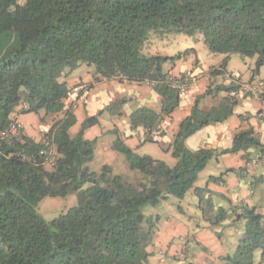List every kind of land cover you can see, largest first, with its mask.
Listing matches in <instances>:
<instances>
[{
    "label": "trees",
    "instance_id": "obj_1",
    "mask_svg": "<svg viewBox=\"0 0 264 264\" xmlns=\"http://www.w3.org/2000/svg\"><path fill=\"white\" fill-rule=\"evenodd\" d=\"M153 31L201 34L211 52L225 55L211 70L212 76L226 73L232 54L256 59L250 81L264 67V0H26L24 5L0 0V132L13 111L25 105L21 113H35L42 123L53 117L45 135L54 138L59 154L49 169L40 154L42 141L26 134L0 141V264H148V246L159 217L147 215L144 208L171 195L184 198L215 156L262 145L253 128L238 131L233 146L222 151L191 150L186 145L198 130L234 114L239 99L230 92L239 90L240 79L209 85L181 120L171 144H165L163 122L179 108L184 90L174 85L178 79L165 65L191 51L174 56L145 53ZM84 63L94 67L96 80L154 87L162 97L161 110L138 107L130 115L131 126L147 129L145 142L171 151L177 158L175 166L138 154L114 129L113 150L123 154L145 181L130 182L107 164L100 171L92 169L98 140L86 139L85 130L99 123L105 110L122 116L129 98L118 97L88 116L73 136L70 130L77 116L72 107L66 108V100L74 85L67 78ZM219 92L226 94L219 104L201 108L202 97ZM260 100L264 102V96ZM245 170L227 169L209 181L223 182L229 172L241 175ZM263 179L259 177L253 186ZM195 192L207 214L214 208L205 198L208 188ZM71 194L77 195L78 203L54 220H45L38 211L43 198ZM225 218L221 208L209 221L215 225ZM239 218L245 220V229L235 252L225 260L255 264L256 253L261 250L264 255V214L245 205Z\"/></svg>",
    "mask_w": 264,
    "mask_h": 264
},
{
    "label": "crops",
    "instance_id": "obj_2",
    "mask_svg": "<svg viewBox=\"0 0 264 264\" xmlns=\"http://www.w3.org/2000/svg\"><path fill=\"white\" fill-rule=\"evenodd\" d=\"M220 60L218 59V62ZM251 60L248 76H245L241 69L236 74L231 71L230 62L225 74L212 76L211 70L218 66L213 64L203 68L197 56L193 62H189L188 56L175 64L169 63L166 69L170 71L171 76L189 79V83L182 92L179 108L171 118L163 122L167 134L162 139H165L166 145L171 144L181 120L190 114L196 98L202 95L209 85L230 84L236 77L240 79V82L250 81L256 59ZM262 77H264V67L255 75L254 80ZM67 80L74 85L72 89L81 84L78 89L82 91L81 93L79 89V93L72 92L66 100V108L72 101L77 103L75 109L77 122L70 130L73 136L80 131L88 116L98 114L118 97L129 98L123 106L122 116L105 110L99 116V123L88 127L84 133L86 139L98 140L94 159L90 163L93 170L100 171L106 164L112 166L114 172L119 163L125 167L129 166L122 154L113 150L112 144L115 137L111 133L113 129H118L123 140L135 151L145 147L148 143L145 142L148 131L143 126L132 128L130 115L135 109L144 105L161 110V95L148 83L121 82L105 78L96 80L94 67L91 66L87 72L74 71ZM225 95V93H218L202 97L200 106L208 110L219 104ZM237 98L239 103L230 118L222 123L209 124L198 130L186 140L187 147L191 150L229 149L233 146L235 134L250 128H253L262 145L250 147L247 151L220 154L209 161L200 172L195 188L189 191L197 199L195 203L198 207L197 213L179 212L173 208L172 212L166 215L147 214L159 217L154 240L148 246V251L151 253L149 264H227L225 257L235 252L238 240L245 229V220L239 218L243 207L245 205L255 207L258 212L264 214V179L255 187L253 186L259 177L264 178V102L241 92ZM20 119L24 126V134L36 141H42L50 124L42 123L40 116L35 113L22 114ZM159 145L162 148V145ZM153 157L169 163L161 158L162 156ZM242 167L246 168L244 174L229 172L225 175L223 182L209 181L210 177L219 176L227 169ZM207 168H211L210 171L207 172ZM201 177H204L203 181ZM198 187L208 188L205 198L212 201L214 208L207 214L202 211L199 197L195 192ZM169 200L170 197L166 202ZM221 208L226 211L225 220L220 224L210 223L209 220L214 218ZM262 258L263 252L259 250L256 253L255 264H261Z\"/></svg>",
    "mask_w": 264,
    "mask_h": 264
},
{
    "label": "rangeland",
    "instance_id": "obj_3",
    "mask_svg": "<svg viewBox=\"0 0 264 264\" xmlns=\"http://www.w3.org/2000/svg\"><path fill=\"white\" fill-rule=\"evenodd\" d=\"M25 3L26 0H17L18 5H24ZM15 7L16 5L14 4L12 5L11 9L13 10L15 9ZM192 48H194L196 52H192ZM188 50L191 51V53L186 56V57L189 56V62L195 61L197 56L199 61L202 63L201 65H203V68H208L213 64L219 66V64H221V62L223 61L224 54L211 52L207 47V45L205 44L201 34H198L196 36H188L181 32L161 33L160 31L157 32L153 31L149 37L148 43L144 48L145 53L171 55V56H174L178 53L185 52ZM218 59L221 60L218 62ZM251 59L253 58L252 57L244 58L239 54H232V60L230 58L231 61H229L231 65L230 70L236 74L238 70L241 69L242 72H244L245 76H248L250 72L249 70L250 61H252ZM168 65L169 63L165 65V68L168 67ZM88 68L89 65L84 63L81 64L75 70V72L76 73L84 72V71L87 72ZM63 79L64 78H61V80ZM219 93L224 94V92H219ZM75 104L77 107L76 101H72L69 105V107H72L74 111L76 109V107L74 106ZM52 121H53V117L48 116L46 122L44 123L51 124ZM46 133L47 132H45L44 135ZM111 134L115 137V133H113V131ZM162 149L163 148H161L159 144L148 142L145 147L137 149L136 152L140 155L149 153L155 157L162 156L161 158L169 162L168 163L169 166L171 167L175 166L177 164V158H175L172 155L171 151L165 152V150ZM122 156L126 159V157L123 154ZM210 169L211 168H207L206 171L208 172L210 171ZM115 170H116L115 171L116 174H121L126 180L133 183L142 182L145 181L146 179V177L142 173H140L137 170H131L129 166L125 167L124 165H122V163H119L115 168ZM200 179L201 181H203L204 177H201ZM196 201H197L196 197L191 192H188L185 198H178L176 196L171 195L169 202L162 201L158 206H146L144 208V212L146 214L161 213L166 215L168 213H171L173 208H175L179 212L189 211V212H194L195 214L198 212L197 204H195ZM77 203H78V198L76 194H71L67 197L47 196L43 198L38 204V211L44 217L45 220L52 221L55 218H57L61 213L67 212Z\"/></svg>",
    "mask_w": 264,
    "mask_h": 264
},
{
    "label": "built area",
    "instance_id": "obj_4",
    "mask_svg": "<svg viewBox=\"0 0 264 264\" xmlns=\"http://www.w3.org/2000/svg\"><path fill=\"white\" fill-rule=\"evenodd\" d=\"M177 79L178 80H175L174 85L178 88L184 89L189 83V79ZM237 79L239 78H234V82L238 81ZM239 83H241L239 90L231 91V96L237 97L240 92L248 94L257 99H261L264 96V77L247 82L239 81ZM79 89L75 87L72 89V92L79 93ZM74 106L76 107V104ZM24 107L25 105H20L13 111L10 116L7 128L0 132V141L18 139L24 134V126L20 119L22 115L21 109H23ZM42 144L43 146L40 150V154L44 157L45 166L49 169H52L55 166L57 158L59 156L55 140L52 136L44 135V137L42 138ZM23 159L29 158L23 155ZM262 264H264V255L262 258Z\"/></svg>",
    "mask_w": 264,
    "mask_h": 264
}]
</instances>
